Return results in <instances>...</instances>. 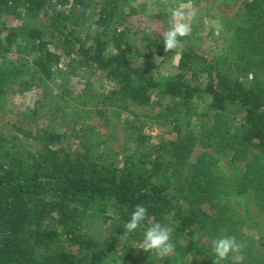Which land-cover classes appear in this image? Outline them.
Wrapping results in <instances>:
<instances>
[{"label":"trees","instance_id":"1","mask_svg":"<svg viewBox=\"0 0 264 264\" xmlns=\"http://www.w3.org/2000/svg\"><path fill=\"white\" fill-rule=\"evenodd\" d=\"M52 1L0 0V56L5 60L0 72L16 68V62L8 58L15 51L27 62L31 58L29 71L45 81L53 77L54 67L75 58L72 61L80 68L98 71L117 86L112 96L136 107H157L169 98L172 109L180 107L191 115L197 104L206 103L213 116L205 121L209 126L202 127L206 139L225 140L231 155L229 163L240 164L243 170L229 192V186L199 161L184 176L186 185L193 189L185 196L172 186L159 157L151 161L143 154L125 156L117 164L114 159L99 161L92 154L90 137L84 133L78 134L79 148L71 150L64 146V135L49 130L35 133L15 127L11 135L0 131V264H108V240L99 241L86 230L85 223L94 212L104 221L110 219L106 216L110 208L115 217L112 221L124 234L123 225L137 204L148 210L140 225L141 237L152 223L169 225L175 244L173 254L178 257L175 264H212L199 238L206 232L217 237L220 228L233 229L239 221L234 217L240 216L233 204L222 202L224 196L232 200L253 190L258 204L264 207V83L257 80L246 85L239 80L240 72L254 67L264 72V0L244 3L234 34L236 45H232V54H237L234 49L243 53L238 60L231 57L229 65L216 64L182 41L177 72L159 79L148 56L161 47V42L148 43V56L142 59L126 40V33H116L115 29L111 35L107 33L111 15L119 9L118 3L126 0H105L97 11L98 4L91 0H72L66 11H58L55 5L66 4L67 0ZM95 16L94 25L102 29L101 33H83V24ZM8 20L23 23L13 27ZM36 20L43 24L30 27ZM58 41L61 50H51ZM6 91L13 89L8 86ZM6 91L0 86V96ZM203 138L198 137L200 141ZM136 139L141 145L143 137ZM194 139L186 137L173 147L172 155L180 163L187 160ZM123 246L129 248L122 247L121 253L130 250L124 253L123 264H147L140 260L146 257L143 250L133 249L128 243ZM223 264L232 263L225 260Z\"/></svg>","mask_w":264,"mask_h":264},{"label":"rangeland","instance_id":"2","mask_svg":"<svg viewBox=\"0 0 264 264\" xmlns=\"http://www.w3.org/2000/svg\"><path fill=\"white\" fill-rule=\"evenodd\" d=\"M91 1L94 5L98 4L97 11L105 0ZM248 1L250 0H126L123 4L119 2V9L111 15L107 33L111 35L114 29L116 33H126V40L137 49L142 59L148 56V43L154 40L161 42V47L153 49L148 61L154 67L158 79L171 77L177 72L181 49L165 52L159 33L171 27L172 13L175 10L193 11L191 32L182 38V41L185 45L192 46L199 55L216 64L224 62L229 65L231 57L238 60V57L243 55L240 49H234L237 54H232V45H236L234 34L240 26L237 21L241 20L244 3ZM67 2L63 5L57 3L56 9L68 10L72 0ZM52 3H56V0ZM96 19L97 16L89 18L87 25L83 24V33L90 36L101 33L102 29L94 25ZM7 22L13 27H19L23 23L10 20ZM41 24L43 22L34 21L30 27H39ZM50 47L57 52L61 50V42L58 41ZM171 51L175 54L169 56ZM8 58L16 62L13 65L16 68H7L6 73L0 72V86H3L5 91L8 86L13 89L12 92L6 91L0 96V131L5 135L15 133V127L30 129L35 133L49 130L64 135V146L76 150L80 145L78 134L84 133L90 137L92 154L99 161L102 158L114 159L119 164L125 156L143 154L151 161L159 157L165 164L172 186L178 188L177 192L181 190L185 196L191 195L193 189L186 185L184 176L191 173L192 166L199 164V161L212 169L214 177L229 186V192L237 183L235 180L240 178L243 167L229 163L231 155L225 140H208L205 137L207 133L202 127L209 126L205 121L213 119L212 113L206 109V103L197 104L194 108L196 111L192 110L191 115L186 114L180 107H177V110L172 109L174 104L169 98L161 100V105L157 107H136L127 100L112 96L111 92L117 90V86L107 82L98 71L93 73L80 68L72 61L75 58L54 67V75L49 81L40 79L41 76L37 77L29 71L32 66L31 58L30 61H25L18 51L9 53ZM4 61L0 56V65ZM16 71L21 73L17 74ZM70 71L79 73L80 76L70 75ZM262 71V68L254 67L247 72H240L239 80L246 85L257 80L264 83ZM139 135L143 137V141L138 146L136 138ZM201 136L204 137L202 141L198 139ZM186 137H195V144L187 160L180 163L172 155L173 147ZM206 143V146L202 145ZM24 146L34 149L33 145L26 142ZM232 194L235 195V192ZM224 198L222 202L233 204V208L241 217H234L239 221L233 225V229L220 228L216 235L233 236L246 244L241 253L230 254L226 260L232 264H264V207L258 204L253 190L232 200L230 196ZM215 203L219 205L218 200H215ZM181 204L185 205L186 202ZM99 215L94 212L85 226L99 241L108 240V264H123L124 253L130 251L126 249L127 251L120 252L122 247L129 248L123 246L125 243L133 249L142 250V241L138 242L142 230L140 227L135 231L137 233H133L138 237L133 239L128 235L120 238L123 234H120L117 223L112 221L115 218L112 209H108L106 216L110 219L106 221L100 219ZM213 238L212 232H206L199 238V243L212 261L214 256L210 242ZM143 255L146 257L140 260L147 264H163L167 260L169 264H175L178 261V257L173 253L159 257L153 252L143 251Z\"/></svg>","mask_w":264,"mask_h":264},{"label":"clouds","instance_id":"3","mask_svg":"<svg viewBox=\"0 0 264 264\" xmlns=\"http://www.w3.org/2000/svg\"><path fill=\"white\" fill-rule=\"evenodd\" d=\"M194 16L193 11L175 10L172 13L171 27L161 31L164 51L182 49V38L187 37L191 32V19ZM147 207L142 204L135 205L130 214L129 220L124 225V234L120 237H127L134 233L145 221L147 216ZM246 247L245 242L237 240L233 236L223 235L214 237L210 242V248L214 256L212 264H222L229 258L230 254H238ZM142 250L153 252L159 257H164L175 251V244L172 241V230L161 223H152L143 232Z\"/></svg>","mask_w":264,"mask_h":264}]
</instances>
